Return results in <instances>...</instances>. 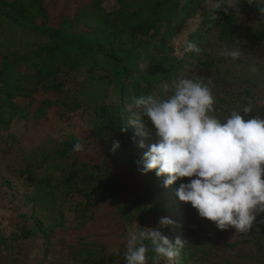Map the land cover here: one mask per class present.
I'll use <instances>...</instances> for the list:
<instances>
[{"label": "trees", "instance_id": "obj_1", "mask_svg": "<svg viewBox=\"0 0 264 264\" xmlns=\"http://www.w3.org/2000/svg\"><path fill=\"white\" fill-rule=\"evenodd\" d=\"M103 1L79 0L73 13H63L56 21L52 9H57L58 0H0V125L7 130L6 145L12 150L19 145L17 134L9 130L14 120L46 119L52 109L70 129L67 138H49L31 149L15 169V178L29 179L32 187L26 193L31 211L22 214L19 236L38 233L45 245H54L52 238L67 229L64 204L75 196L78 221L71 229V242L64 246L74 264H109L113 258L107 246L125 237L136 221L158 228L173 241L179 237L178 183L165 187L166 177L155 171L142 173L138 161L157 137L147 117L143 120L148 131H137L132 123L136 110L128 109L131 96L153 94L178 78L187 61L175 54L170 41L196 15L202 16V36L216 12L219 40L245 46L240 38L244 25L252 42L264 37L263 29L248 23L258 10L247 0H238L235 7L225 5L227 12L204 9L207 0H115L114 10H107ZM203 50L191 57L199 58ZM204 56L211 61L203 65L211 67L214 57ZM80 72L85 77L67 98L66 78ZM254 99L246 86L231 103L237 111L251 103L252 114L261 115ZM80 109L90 113L80 115L91 139L73 122ZM124 126L126 133L121 131ZM141 131L145 134H138ZM78 141L84 151H74ZM115 141L120 147L113 151ZM94 142L102 146V153L91 161L86 153ZM123 171L138 177L137 189L131 188ZM4 183L14 186L10 180ZM161 218L175 223L160 227ZM145 243L147 264H165L167 259L157 257L150 242ZM188 259L183 246L177 262L186 264Z\"/></svg>", "mask_w": 264, "mask_h": 264}, {"label": "rangeland", "instance_id": "obj_2", "mask_svg": "<svg viewBox=\"0 0 264 264\" xmlns=\"http://www.w3.org/2000/svg\"><path fill=\"white\" fill-rule=\"evenodd\" d=\"M77 1L79 0H58L57 9H52V16L57 21L61 14L73 13ZM103 5L107 10H114L117 7L115 0H104ZM203 8L210 10L207 3ZM216 14L217 12L212 14L207 27L202 28V36L198 32L202 27V16L196 15L170 41L175 54L185 57L187 61L178 78L190 77L209 84L216 97L215 114L221 118L234 110L233 105L235 104L231 103L234 95L246 86L251 87L255 94L253 102L264 116V37L256 38L252 42L247 37L248 30L244 25L240 38L245 40V46L238 41L232 43L221 41L218 39ZM248 23L253 27L263 29L264 33V18L259 13L254 14ZM185 41L195 42L200 49L204 48L199 58L191 57L196 52H188L189 54L186 55ZM225 48L229 50L238 48L242 56L233 60L220 55ZM204 53L214 57L211 67L203 65L206 59L208 62L211 61V58L205 57ZM84 77V74L80 72L66 78L64 90L67 98H72L73 90L81 85ZM153 94H161V88L156 89ZM17 101L23 104L28 102L25 99ZM77 112L79 114L73 118L76 130L91 139L90 132L80 115L85 114L89 117L90 113L83 109ZM56 117L55 110L52 109L46 119L14 120L9 130L17 134L19 145L15 150L10 149V144L6 145L7 130L6 127L0 125V264H74L64 246L71 242V229L78 221L75 196L64 204V226L67 229L52 238L54 245H45L38 233L27 238L19 236L20 229L23 228L22 214L31 211V205L26 200V193H29L32 187L29 179L15 178L17 176L15 169L20 164L22 156L29 153L31 149L47 142L49 138L65 139L69 136V127L58 121ZM141 122L143 128L148 131L149 127H146L144 120ZM135 128L140 131L136 125ZM89 150L91 151H88L86 156L93 161L101 155L102 146L94 142ZM123 174L132 189L140 186V180L136 175H129L126 171H123ZM6 180L12 181L14 186L10 187L5 184ZM187 182H189L188 178L177 181L178 186ZM179 203L178 235L184 240L183 246L187 248L189 259L186 264H264V223L258 222L247 234L235 233V229L231 228L220 230L215 223L201 218L190 203L180 200ZM100 209L103 210V208ZM101 214L104 212L102 211ZM261 219H264V216L258 217V220ZM133 224L137 227L151 228L142 221L133 222L129 226ZM30 227H32L31 224L28 225V228ZM127 234L121 240L119 239V242L107 246V255L113 258L109 264H122ZM93 247L98 249L100 244L93 245ZM177 260L178 258L172 262L167 260L165 264H178Z\"/></svg>", "mask_w": 264, "mask_h": 264}, {"label": "clouds", "instance_id": "obj_3", "mask_svg": "<svg viewBox=\"0 0 264 264\" xmlns=\"http://www.w3.org/2000/svg\"><path fill=\"white\" fill-rule=\"evenodd\" d=\"M237 3L207 0V7L227 12L225 5L235 7ZM247 3L255 5L264 18V3ZM184 51L199 54L201 49L195 42L185 41ZM220 55L236 60L242 52L225 48ZM130 100L129 111L136 110L132 123L143 129L141 121L147 117L157 137L138 161L143 174L155 171L157 176L166 177L165 187L188 178L189 182L176 190L179 200L190 203L201 218L220 230L231 228L247 234L258 222L264 223V219L258 220L264 216V116L253 115L251 103L221 118L215 114L216 97L209 84L184 76L173 80L171 86L163 84L161 94L133 95ZM121 131L126 133L127 126ZM139 146H145L143 141ZM119 147L115 141L112 150ZM74 151H84V146L78 141ZM174 223L169 218L159 221L160 227ZM146 241L157 257L169 262L178 258L184 243L180 237L173 241L158 228L133 224L123 252L125 264H147Z\"/></svg>", "mask_w": 264, "mask_h": 264}]
</instances>
